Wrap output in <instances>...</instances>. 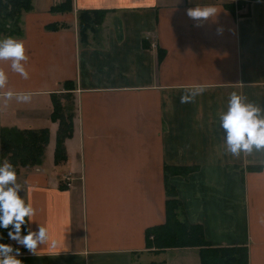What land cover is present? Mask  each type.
<instances>
[{
  "label": "crops",
  "instance_id": "obj_1",
  "mask_svg": "<svg viewBox=\"0 0 264 264\" xmlns=\"http://www.w3.org/2000/svg\"><path fill=\"white\" fill-rule=\"evenodd\" d=\"M65 1L32 0L19 33L0 34L23 40L29 74L0 61V129L46 127L54 137L38 164L16 171L18 195L35 209L28 230L40 224L48 240L36 253L0 243L19 249L21 264H201L198 247L145 238L165 220L166 166H187L167 178L184 217L211 246H245L248 264H264V149L232 155L219 124L233 92L264 108V0H68L69 10H51ZM206 5L220 12L186 14ZM94 8L107 12L80 43L77 11ZM60 93L72 131L57 167Z\"/></svg>",
  "mask_w": 264,
  "mask_h": 264
},
{
  "label": "trees",
  "instance_id": "obj_2",
  "mask_svg": "<svg viewBox=\"0 0 264 264\" xmlns=\"http://www.w3.org/2000/svg\"><path fill=\"white\" fill-rule=\"evenodd\" d=\"M245 3V0H236ZM32 0H0V34L14 35L19 33V19L22 12L31 8ZM68 0L54 5L51 10H69ZM107 9H79L77 11L78 38L80 43L87 41L88 33L100 24ZM65 89H72L71 81H65ZM67 94L52 96L51 119L58 122L55 137L54 159L56 162L66 158L64 140L72 131V114L64 112L61 99ZM49 130L44 128L2 127L0 129V155L4 161L11 162L18 171L20 167H32L41 161L48 142ZM261 165H249L248 169H260ZM191 170L187 166H166L165 169V220L146 229L145 238L156 247L199 248L201 264H248L245 246H211L203 235L199 224L190 223L183 213L181 201L175 188L168 183L169 174L185 175ZM27 219V218H26ZM11 228V225H9ZM8 229L0 228V240H7ZM22 234L24 226H22Z\"/></svg>",
  "mask_w": 264,
  "mask_h": 264
},
{
  "label": "clouds",
  "instance_id": "obj_3",
  "mask_svg": "<svg viewBox=\"0 0 264 264\" xmlns=\"http://www.w3.org/2000/svg\"><path fill=\"white\" fill-rule=\"evenodd\" d=\"M219 12L216 6L206 5L189 8L186 14L194 20H207L217 16ZM27 60L23 40L13 36L0 37V61H10L11 70L25 79L29 74L23 62ZM7 79V74L0 70V88L5 87ZM202 91L200 88L189 90L181 96L180 102H190ZM7 95L11 97L12 92L9 91ZM16 99L27 102L30 95L17 94ZM219 124L225 130L226 150L232 155L264 149V108L246 101L238 93L230 94L226 111L219 114ZM20 190L21 185L17 183L13 164L8 161L0 162V228L8 229L9 239L36 253L38 245H44L48 240L47 230L40 224L35 231L28 230V223L33 221L35 209L18 195ZM22 226L25 234H22ZM18 255L19 249L14 251L11 245L0 243V264H21Z\"/></svg>",
  "mask_w": 264,
  "mask_h": 264
},
{
  "label": "rangeland",
  "instance_id": "obj_4",
  "mask_svg": "<svg viewBox=\"0 0 264 264\" xmlns=\"http://www.w3.org/2000/svg\"><path fill=\"white\" fill-rule=\"evenodd\" d=\"M62 101V100H61ZM63 105H64V103H65V106H64V112L65 113H67L68 112V110H67V107H66V101H62L61 102ZM49 141V140H48ZM53 141H54V137L52 136V134H51V136H50V141L49 142H47V146H46V150L48 149V147H49V145H50V149H51V145H52V143H53ZM63 162V161H62ZM62 162H58V163H56L55 165L57 166V167H61L62 165H63V163Z\"/></svg>",
  "mask_w": 264,
  "mask_h": 264
},
{
  "label": "built area",
  "instance_id": "obj_5",
  "mask_svg": "<svg viewBox=\"0 0 264 264\" xmlns=\"http://www.w3.org/2000/svg\"><path fill=\"white\" fill-rule=\"evenodd\" d=\"M64 178H65V181H67V184H69V182H68L69 181L68 176H65Z\"/></svg>",
  "mask_w": 264,
  "mask_h": 264
}]
</instances>
